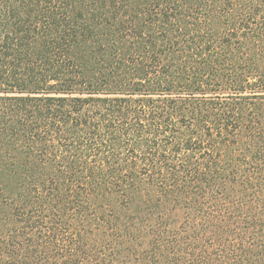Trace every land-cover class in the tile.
<instances>
[{
	"label": "trees",
	"instance_id": "16d2710c",
	"mask_svg": "<svg viewBox=\"0 0 264 264\" xmlns=\"http://www.w3.org/2000/svg\"><path fill=\"white\" fill-rule=\"evenodd\" d=\"M0 264H264V0H0Z\"/></svg>",
	"mask_w": 264,
	"mask_h": 264
}]
</instances>
